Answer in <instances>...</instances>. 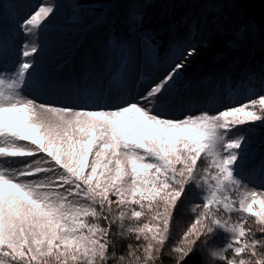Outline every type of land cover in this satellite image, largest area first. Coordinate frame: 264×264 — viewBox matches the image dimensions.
I'll return each mask as SVG.
<instances>
[{
    "label": "snow or ice",
    "instance_id": "obj_1",
    "mask_svg": "<svg viewBox=\"0 0 264 264\" xmlns=\"http://www.w3.org/2000/svg\"><path fill=\"white\" fill-rule=\"evenodd\" d=\"M54 11L41 3L16 21V58L0 68V264H188L198 249L201 264H264V181H246L239 132L264 123V93L183 108L174 81L196 49L178 45L136 94L122 79L66 103L41 99L26 89ZM124 22L143 27L136 12ZM190 192L196 202L183 220Z\"/></svg>",
    "mask_w": 264,
    "mask_h": 264
},
{
    "label": "rangeland",
    "instance_id": "obj_2",
    "mask_svg": "<svg viewBox=\"0 0 264 264\" xmlns=\"http://www.w3.org/2000/svg\"><path fill=\"white\" fill-rule=\"evenodd\" d=\"M178 1L180 3L183 0ZM259 1L261 0L247 2L255 4ZM175 2L176 0H158L157 4L161 8H169ZM41 3L52 4L55 11L44 22L36 37L38 53L35 55L34 76L30 78L31 87L26 89L31 95L40 92L48 97L53 92L57 93L61 100L69 102L71 98L82 92L104 86L106 82H115L118 85L122 79L127 81L129 92H132L135 86L147 87L173 59L171 56L168 59L165 57L158 60L147 33L141 31L129 29L130 33L122 44L113 41L111 23H125L135 0H0V13L8 12V15L0 17V68L4 72L9 70L15 60L17 42L21 39L14 31L16 21L38 8ZM196 3L192 6L189 0H186L184 3L186 10L190 9V12L193 10L196 14L202 15L205 11L204 4L200 2L201 5L195 7ZM12 11L19 12L14 14ZM206 16L208 18V15ZM211 19L216 20L214 24L217 32L223 28L232 31L226 36V40L232 39L228 43L232 50L227 56L234 53L244 55L247 51H251V55L254 50V55L262 51L264 60V45L257 48V44L253 42L256 35L264 32L263 29L256 30L253 26H245L240 21L227 22L223 17ZM63 26L64 30L61 29ZM82 33L85 36L87 33L89 40L82 39L83 36H80ZM61 35H72V37L69 38L68 43L61 40L59 44H55V38L60 39ZM5 38H7L6 52ZM76 42L78 45L73 47V50H61L67 48L68 44ZM250 43L253 44L252 48H248ZM89 75L91 79L87 80ZM183 82L179 74L174 81L172 95L183 102V108L190 111L215 110L226 105L245 102L250 97L264 93V85L252 87L246 92L240 89L234 92L222 83L216 86V90L210 91L208 84L184 85ZM46 83L55 85V88L45 87ZM183 108L178 106L170 114L179 115ZM239 132L247 136V143L242 150L246 181L250 182V186L259 187L264 181V176L261 175V164L264 163V123L258 121L240 126ZM185 201L180 212L188 215L191 207L189 202L196 201L192 193L185 197ZM174 229L177 230L175 227ZM224 239L225 236L222 234L215 237L214 242L222 244Z\"/></svg>",
    "mask_w": 264,
    "mask_h": 264
},
{
    "label": "trees",
    "instance_id": "obj_3",
    "mask_svg": "<svg viewBox=\"0 0 264 264\" xmlns=\"http://www.w3.org/2000/svg\"><path fill=\"white\" fill-rule=\"evenodd\" d=\"M247 1L257 0H189L192 6L197 2L195 7L203 2L205 11L202 15H198L193 10L191 12L190 9L186 10L184 4L186 0L180 3L176 0L177 5L173 4L169 8H161L157 4L158 0H135L130 11L142 16L143 27L140 31L147 33L158 60L173 56V51L178 45L182 48L196 49L195 54L187 59L185 67L180 71L181 78L184 80L182 84H208L210 91H214L216 86L222 83L227 85L231 91L236 92L240 89L246 92L252 87L264 85L263 53L260 51L259 54L257 52L254 55V50H252L251 55V51H247L244 55L234 53L227 56L232 50L228 46L229 40L232 39L226 40V36L232 31L223 28L217 32L214 24L216 20L212 21L211 18L223 17L227 22L232 20L239 23L240 21L245 26L264 30V0L255 4ZM200 9L204 10V8ZM111 30V37L118 44H122L130 33L126 24L119 22L111 23ZM253 40L257 48L263 46L264 32L256 35ZM251 45L253 44L250 43L248 48H252ZM226 71L227 75H225ZM189 215L177 213V216L182 217L183 220H187ZM180 226L177 222L174 225L177 230L173 229L174 232H178ZM217 236H222V234ZM126 243V240L118 241V253L125 250ZM164 259L165 264H170L168 257ZM203 259L205 255L202 250L198 249L188 258V264H201Z\"/></svg>",
    "mask_w": 264,
    "mask_h": 264
},
{
    "label": "bare ground",
    "instance_id": "obj_4",
    "mask_svg": "<svg viewBox=\"0 0 264 264\" xmlns=\"http://www.w3.org/2000/svg\"><path fill=\"white\" fill-rule=\"evenodd\" d=\"M2 13H0V17H2V16H6V15H8V12L7 11H1ZM14 14L15 13H17V12H19V11H12ZM61 29L62 30H64V26L63 27H61ZM64 32H66V30L64 31ZM80 36H83L82 37V39H86V40H89V38H87V33H86V36H85V34H81ZM79 35H78V37H80ZM72 37V35H61V37H60V39H58V38H55V44H59L60 43V41L61 40H64L65 42H69L70 41V39L69 38H71ZM60 45H62V43L60 44ZM78 45V43L76 42L75 44H68V47L67 48H62L61 50H73L74 48L73 47H76ZM89 79H91V77H90V75H89V77H88V79L87 80H89ZM117 84L114 82H112V83H108V82H106L105 84H104V86L103 87H105V88H107V87H109V86H113V87H115ZM131 88V87H130ZM143 88L144 87H142V86H135V88H133V90H132V94H136V93H138V92H140V91H142L143 90ZM132 89V88H131ZM128 90H129V87H128ZM55 91H57V90H55ZM54 91V92H55ZM32 95H41V93L39 92V93H36V94H32ZM57 97V98H56ZM41 99H51V100H55V101H57V102H62V103H66V101H63V100H61L60 99V96L57 94V93H53V92H51L50 93V95L47 97L46 96V94L45 93H43L42 95H41Z\"/></svg>",
    "mask_w": 264,
    "mask_h": 264
}]
</instances>
